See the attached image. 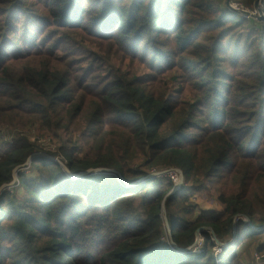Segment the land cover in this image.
<instances>
[{
  "label": "trees",
  "instance_id": "1",
  "mask_svg": "<svg viewBox=\"0 0 264 264\" xmlns=\"http://www.w3.org/2000/svg\"><path fill=\"white\" fill-rule=\"evenodd\" d=\"M22 1L1 0L7 7L0 9L2 32L10 22L21 23ZM35 1L46 14L30 26L33 41L51 28L78 38L88 20L101 38L128 41L134 55L145 35L144 48L154 39L161 49L173 45L170 52H153L160 61L161 54L168 63L183 59L188 47L204 52L189 61L202 62L193 72L197 87L187 91L191 100L183 99L186 90L155 91L151 81L110 72L104 64L82 70L68 57L56 60L53 51L37 47L41 37L34 41L38 52L31 66L0 71V126L16 129L26 122L53 135L77 129L85 151L80 158L75 146L45 152L63 167L44 156L22 167L43 150L19 136L4 146L0 189L16 170L17 179L0 192V264H236L258 234L253 227L264 226V22L226 14L217 0H204L207 27L228 17H235L231 26L246 23L239 44L255 61L227 89L220 82L226 72L215 67V44L192 42V23L185 22L191 0ZM244 1L254 9L255 0ZM261 5L264 10V0ZM109 21L116 23V34ZM105 27L111 30L103 35ZM138 155L142 168H176L186 182L195 176L213 181L223 211L195 215L186 194L167 195L174 189L170 180L129 167ZM30 169L35 175L28 178ZM89 169L102 171L71 176ZM201 228L210 229L220 244L204 231L197 246ZM263 251L264 244L257 253Z\"/></svg>",
  "mask_w": 264,
  "mask_h": 264
},
{
  "label": "rangeland",
  "instance_id": "2",
  "mask_svg": "<svg viewBox=\"0 0 264 264\" xmlns=\"http://www.w3.org/2000/svg\"><path fill=\"white\" fill-rule=\"evenodd\" d=\"M5 1L7 4L11 3V0ZM226 1L227 0H217L222 12H225L226 14H237L235 12L236 10L245 11L252 16L239 14L241 18L247 20L253 19L257 25L260 24V22H263L258 20V13L253 15L254 9L250 10L244 0H232L230 2L232 9L226 7ZM203 2L204 0H191V5H189L187 9L188 13L185 17V22L188 21L189 24L192 23V25L188 26L187 29L193 31L192 42L194 44L207 45V40H211L212 43L215 44L213 52L219 58V63L215 65V67L226 72V79L221 80L220 82H222L224 84L223 86L228 89L233 83L241 81V76L249 72V63L255 61V59L251 58L248 53L241 50L243 43L241 42L239 44L242 34L244 35L246 32V23H238L236 26H231L235 17H228L227 19H222L220 24L215 27H212L211 25H208L207 27V22H210L207 20L211 19L207 17V8L203 7ZM1 8L6 10L5 8L7 7L2 6L0 0V9ZM22 8H24V11L20 16V24L14 25V23L10 22L9 30L5 33L0 29L1 72H10L13 70L20 71L25 67L31 66L35 60V55L38 52L36 51V48H33L34 41L38 37H41L40 43H38L37 47L39 50L46 47L49 51H53L52 57L56 60H62L68 57L70 58L69 60L72 62V65L78 64V68H81L82 70L97 68L100 64L101 66L104 64L106 69L110 72L121 71V73L128 74L129 77L134 76L140 81H151L153 84L152 88L155 91H160L165 87L171 91L176 89H180L179 91L186 90L183 99H192L187 95V91L194 90V86L197 87V77L193 75V72H195L194 70L197 71L198 66H200L202 62L195 65L189 61H192V58H196L197 55L203 53V50L199 48L194 50L191 47H188L183 59L181 57L175 58V62L171 61L168 63L165 54H161L159 57L162 60L160 61L158 58L156 59V55H153V52H159L158 50H162L164 53L170 52L174 48L173 45L161 49L158 39H154V41L150 43L149 48H144V42L148 39V36L145 35L144 42L140 45L137 51L138 55H134L131 47L128 45V41L114 38L113 40L101 38L100 35L95 33L93 26L88 24V20L87 26L85 27L86 29L80 31V36L78 38L71 33L60 35L57 33L59 31H55L57 29L51 28V33L46 34L47 32L43 29L33 41V34L35 31L31 29L30 26L32 22L36 21L35 19L42 18L44 14H46V11L42 5L35 0L22 1ZM14 14H18V12L14 11ZM200 22H202L201 24L203 25H200V29H197V25ZM115 25L116 23L113 25L111 21L108 22V26L113 28V33L116 34L114 31ZM110 30L109 27H105L102 29V34H109ZM69 39L74 40L73 43H69L70 47H68V45L65 46V42ZM42 59L44 60L43 56ZM182 60H185L186 62H183ZM106 120L110 123H116V119L111 115H108ZM119 122L125 123L126 120H119ZM17 136L26 137L32 143H36L39 148L43 150V153L48 151L56 152L59 148L69 150L72 146L79 148L77 153H75V156L78 158L82 157L85 153L83 145L84 140L81 139L80 133L77 129H71L69 132L61 131L57 135H53L48 132L38 131L36 126L30 123L22 122L16 129L8 126H0V154L4 152V146L11 142L13 137L15 138ZM143 163V156L138 155L137 158L129 164V167L133 170H143L148 174H163L164 171L170 169L164 167L155 169L142 168ZM25 173L28 178L34 177L35 175L33 169H30ZM160 178H163L162 180L164 181L168 180V182H170L166 177ZM193 186H197L198 191L193 189L195 188ZM174 188L177 189L180 195L186 194L188 196V203L194 208L195 215L200 211H223V207L217 200L219 189L211 180H204L200 176H195L190 182H186L183 179V181L177 184L176 187L174 186ZM12 191L16 195H22V190L18 187H15ZM245 221L249 222L246 219ZM253 230L258 232V234L254 239L249 241V248L240 256L236 264H264V251L262 253H257L258 246L264 244V226L260 228L253 227ZM199 239L202 241L201 237ZM195 242L197 243V239Z\"/></svg>",
  "mask_w": 264,
  "mask_h": 264
},
{
  "label": "water",
  "instance_id": "3",
  "mask_svg": "<svg viewBox=\"0 0 264 264\" xmlns=\"http://www.w3.org/2000/svg\"><path fill=\"white\" fill-rule=\"evenodd\" d=\"M231 1H232V0H227V1H226V7H227V8L232 9L231 6H230V2H231ZM254 9H255V10L257 11V13L259 14V18H258V20L264 22V10L262 9L261 0H255V3H254ZM235 12H236L237 14H244V15H246V16H252L250 13L245 12V11H238V10H236ZM36 156H44V157H48V158H50V159H52V160H54V161L59 162V160H58L57 158H53V157H51V156H48V155L45 154V153H40V154H36V155L31 156V157L27 160V162H26L22 167H27V166H29L30 163L32 162V159H33L34 157H36ZM99 171H102V170H99V169H96V170H94V169H89V170H87V171H85V172H82V173H79V174H76V175H71V176H73V177H84V176L92 175V174L97 173V172H99ZM16 172H17V170L13 172V179H12V182L9 183L8 185L3 186V187L0 189V192H1L2 190H4L5 188H10V187L13 185V183L16 181V177H17V176H16V175H17ZM163 174H164V173H163ZM183 179H184V177H183V174H182V172H181V182L183 181ZM181 182H180V183H181ZM123 183H124V182H123ZM124 185H125V186H130L131 184H130V185H127V184L124 183ZM176 190H177V189L174 188V189H173L170 193H168L167 195H170L171 193H173V192L176 191ZM164 225H165V227L168 228V223H167L165 217H164ZM204 231H209V233L212 234V237H213V240L215 241V243H216L217 245L220 244V243L218 242V240L215 238L214 233H213L210 229H207V228H201V229H198V230L196 231V239H197V240H199V238L201 237V235H200L201 232H204ZM230 243H232V241H231ZM173 247H174L178 252H187L186 249L177 248V247H175V245H173Z\"/></svg>",
  "mask_w": 264,
  "mask_h": 264
},
{
  "label": "built area",
  "instance_id": "4",
  "mask_svg": "<svg viewBox=\"0 0 264 264\" xmlns=\"http://www.w3.org/2000/svg\"><path fill=\"white\" fill-rule=\"evenodd\" d=\"M257 14V11L254 9V13L253 15ZM59 163L61 164V166L63 167L62 163L59 161ZM160 177H166L167 179H169L173 185L176 187L177 184H179L181 182V171L176 169V168H170L166 171H164V174H160V173H152L150 175V178H160ZM15 183V182H14ZM13 183V184H14ZM201 243V239L197 240V246H200ZM219 249H217L216 251H218Z\"/></svg>",
  "mask_w": 264,
  "mask_h": 264
}]
</instances>
